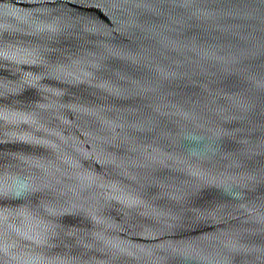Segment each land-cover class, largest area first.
<instances>
[{
	"label": "water",
	"instance_id": "1",
	"mask_svg": "<svg viewBox=\"0 0 264 264\" xmlns=\"http://www.w3.org/2000/svg\"><path fill=\"white\" fill-rule=\"evenodd\" d=\"M2 264H264V0H0Z\"/></svg>",
	"mask_w": 264,
	"mask_h": 264
},
{
	"label": "snow or ice",
	"instance_id": "2",
	"mask_svg": "<svg viewBox=\"0 0 264 264\" xmlns=\"http://www.w3.org/2000/svg\"><path fill=\"white\" fill-rule=\"evenodd\" d=\"M114 2H119V0H114ZM3 173L2 171H0V178H2ZM14 193H9V192H5L4 188L2 186H0V208H2L3 205V198L6 195H12ZM3 224V212L0 211V226H2ZM0 251H2V248H0ZM0 264H2V258H0Z\"/></svg>",
	"mask_w": 264,
	"mask_h": 264
}]
</instances>
